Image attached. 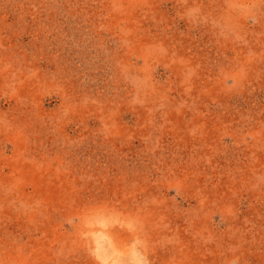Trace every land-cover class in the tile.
Segmentation results:
<instances>
[{"label": "rangeland", "instance_id": "obj_1", "mask_svg": "<svg viewBox=\"0 0 264 264\" xmlns=\"http://www.w3.org/2000/svg\"><path fill=\"white\" fill-rule=\"evenodd\" d=\"M0 264H264V0H0Z\"/></svg>", "mask_w": 264, "mask_h": 264}]
</instances>
